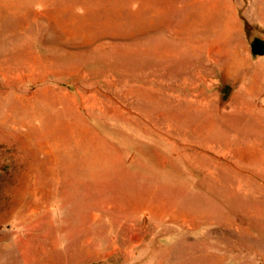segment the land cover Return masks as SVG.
Masks as SVG:
<instances>
[{
  "label": "rangeland",
  "instance_id": "1",
  "mask_svg": "<svg viewBox=\"0 0 264 264\" xmlns=\"http://www.w3.org/2000/svg\"><path fill=\"white\" fill-rule=\"evenodd\" d=\"M255 36L264 0H0V264H264Z\"/></svg>",
  "mask_w": 264,
  "mask_h": 264
},
{
  "label": "crops",
  "instance_id": "2",
  "mask_svg": "<svg viewBox=\"0 0 264 264\" xmlns=\"http://www.w3.org/2000/svg\"><path fill=\"white\" fill-rule=\"evenodd\" d=\"M248 49L251 53L250 47H248ZM262 62H264V54L257 55L253 65L250 63L245 66H235L232 71L226 73L227 80L232 83L229 93L230 105L235 109L232 110V112H235L237 116H239L243 112L241 109L243 107H248L249 109L244 111L245 115H252L254 121L259 123H264V67L258 65V63L260 64ZM235 82L247 83L249 86L244 88L242 85H235ZM259 145L262 162H264V136L260 139ZM246 152L252 153L248 150ZM62 218L66 219L70 217L64 215ZM73 218L79 219V215L77 214V216H74ZM58 225H60L62 229L71 226L70 222H67V220H63V222L61 221ZM72 225H76L77 228H79L80 222H74ZM128 225L129 227L134 228L136 223L132 221ZM138 264L145 263L140 262Z\"/></svg>",
  "mask_w": 264,
  "mask_h": 264
},
{
  "label": "trees",
  "instance_id": "3",
  "mask_svg": "<svg viewBox=\"0 0 264 264\" xmlns=\"http://www.w3.org/2000/svg\"><path fill=\"white\" fill-rule=\"evenodd\" d=\"M251 52L254 55H263L264 54V39L255 36L251 43Z\"/></svg>",
  "mask_w": 264,
  "mask_h": 264
}]
</instances>
